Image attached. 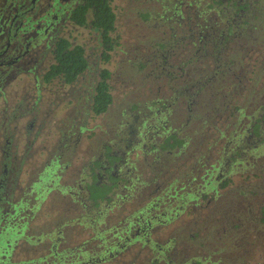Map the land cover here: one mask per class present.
Here are the masks:
<instances>
[{
	"label": "flooded vegetation",
	"instance_id": "obj_1",
	"mask_svg": "<svg viewBox=\"0 0 264 264\" xmlns=\"http://www.w3.org/2000/svg\"><path fill=\"white\" fill-rule=\"evenodd\" d=\"M81 1L0 0V102L6 97L11 82L15 78H19L21 82L25 77H32V83L34 78L36 86L49 93H60V90L55 91V89L61 86V89L67 90L69 95L75 96L74 101H77L75 86L83 78L88 67L81 78L72 84H66L60 77L46 79V75L54 62V47L57 42L66 40L71 46L80 45L75 42L70 31L77 28L92 29L88 26H78L71 17ZM171 2L173 6L168 5L166 7H169L168 11H165V8L160 11V20L167 14L170 21L165 22L164 26L173 22L175 26L171 25L169 28L172 37L174 29L184 30L190 34L188 38L179 37L182 41L188 39L195 48L188 63L191 66L199 64L205 70L199 78L184 87L186 92L180 95L186 99L187 124L192 126L199 123L201 130L205 131L199 132L196 138L195 133L181 136L172 128V122L169 120L161 125L158 133L146 135L152 140L144 138L143 134L141 138L139 131L131 128V130L118 131L116 140L103 143L93 154L76 185L69 182L67 184L65 179L71 161L66 155L67 149H70L69 143H73L74 147L77 144L71 136L74 132L72 126L77 127L79 132L83 130V124L77 123L80 109L73 123L77 122L68 128L71 131H62L54 138L58 142L62 140L60 145L57 147V142L53 155L43 162L39 174H33L25 186L21 185V181L27 175L20 167L17 156H13L10 152L11 146L7 140L9 138H4L0 142V212L2 213L0 264H138L144 255L147 257L144 264H178L175 253L178 250L175 247L178 231L171 237H162L163 233L171 226L176 227L173 224L177 219L182 220L183 217L192 215L190 211L192 203L199 206L202 212L209 205L216 204L218 200L210 193L213 188L220 191L221 189L211 187L208 183L196 187L199 183L193 181L177 188L173 185L177 182V175L181 173V176L185 175L187 179H191L197 167H194V164L198 161V157L203 158L209 154L217 158L216 167L219 171L222 170L220 174L227 171L226 164L229 166L238 162H241V165L246 162L251 163L257 149L255 141H258V137H262L264 130V101L258 103L257 97L253 99L250 95H245L246 92L255 91L257 55L251 51L241 58L239 53L228 55V49L235 39L253 48L251 36L257 39L260 36V29L264 28V0H204L207 9L212 10L213 14L210 15L208 11L202 20L196 13L190 16L188 10H184V1L171 0ZM231 3H235L236 7H232ZM162 4L167 5L160 0V5ZM241 30L245 32L247 30L249 34L245 35ZM99 44L101 45V39ZM83 50L87 58L88 54L84 47ZM112 53L113 51L108 63L100 58L103 69L109 70ZM100 70L96 76L97 81ZM97 81L93 87V95ZM33 84L34 88H37L35 83ZM93 95L89 112L96 118L101 115L96 116L91 111ZM243 98L247 99L245 105L240 107L239 103ZM13 102L19 104L17 96H14ZM247 105H250L249 108L246 107ZM152 110H148L145 117L150 115ZM236 112L240 114L235 115V118L245 127L239 132L236 130L232 133L231 130H227L230 121L228 118L233 117ZM154 113L156 114V111ZM82 115L84 118V114ZM20 116L22 115L16 113L12 119L15 121ZM5 117L7 116H3L0 109V118L5 121ZM16 122L15 130L20 120ZM30 124L31 121L28 123V128ZM258 124L260 127L257 132L255 126H259ZM144 126L147 128L149 125L144 124ZM211 128L216 130L213 132L215 136L209 135ZM227 132L230 137L229 142L233 146L228 161L225 160L228 146L226 143H221ZM25 133L23 140L21 131L18 132V140L14 144L17 152L19 141L25 147H29V139L32 137L28 129ZM172 135L183 140L180 148L150 149L151 144H158ZM199 137L201 145L194 143L192 151H188L184 161L186 167L177 165V152L186 145L190 146L194 138L196 140ZM40 141L44 142V140ZM106 149L116 154L109 164L105 158ZM149 155L154 156L155 162L160 159L159 164L143 165L142 159H146ZM94 158L105 162L107 167L110 166V174L116 173L117 178L120 179L118 186L112 187L110 191L111 198L105 199L100 206L91 203L90 191L87 188L90 178L89 169ZM14 160L17 173L13 179L8 169L11 168ZM107 167L104 166L102 171L95 172L101 181H104L105 177L100 175ZM140 169L148 170L147 180H143L146 174ZM166 174L172 179L169 182L163 178ZM249 175L253 178L260 177L256 172L255 175ZM105 184L109 186L113 183ZM18 186H22L21 190L14 193V189ZM178 190L185 191L184 199L182 197L178 200L177 197L173 199ZM67 195L68 198H65ZM46 200L51 213L48 212L46 218L48 223L39 226L37 220L41 216V207ZM186 203L188 207L181 214L180 211ZM80 207L84 208L80 215L66 217L77 212ZM60 209L63 213L59 212ZM64 209L67 215L64 214ZM260 213L261 216L264 215V207ZM114 218L117 219L116 224L112 222ZM190 239L193 237L191 236ZM21 245L24 252L18 254ZM193 257L192 259L190 257L191 262L197 260ZM182 263L190 264L188 259L179 264Z\"/></svg>",
	"mask_w": 264,
	"mask_h": 264
},
{
	"label": "rangeland",
	"instance_id": "obj_2",
	"mask_svg": "<svg viewBox=\"0 0 264 264\" xmlns=\"http://www.w3.org/2000/svg\"><path fill=\"white\" fill-rule=\"evenodd\" d=\"M163 1L167 5L162 4L161 6L160 0H116L114 2L115 36H117L118 46L114 48L109 65L113 103L105 114L94 118L89 112L93 87L97 81L96 76L102 68L100 38L93 29L77 28V30L70 31L75 42L86 49L89 62L87 72L75 86L77 101H74L75 96L69 95L67 90L61 89V86L56 88L57 90L55 89V91L60 90V93H49L44 89H39L33 78V83L37 87L34 88L32 77H25L21 82H19V78H15L11 82L6 97L0 102L2 115L7 116L5 121L0 118V130L2 129L0 142L4 138L11 139H7L11 146L10 152L13 156H17L20 167L27 175L21 181L22 186L26 185L33 174L38 175L43 162L53 155L58 142L54 138L62 131H71L68 128L77 122L73 123L79 109L77 123L83 124V130L79 132L77 127L72 126L74 132L71 136L77 144L74 147L73 143H69L70 149H67L66 156L71 160L65 175L67 184L68 182L78 184L81 174L93 154L100 149L103 143L116 140L118 131L134 129L139 131L141 138L143 134L144 138L149 139L146 135L158 133L161 125H164L167 120L172 122V128L181 136L195 133L196 138L199 132L205 131L201 130L199 123L192 126L187 124L186 99L180 96L186 92L184 87H187L192 80L199 78L205 70L199 64L191 66L188 63L195 48L188 39L182 41L179 37L188 38L190 34L184 30L174 29L172 37L169 28L171 25L175 26L173 22L171 25L164 26L165 22L169 23L170 21L167 14L163 15L160 20V11L164 8L165 11H168V8L173 6L171 0ZM182 1H184V10L187 9L190 16L196 13L202 20L208 11L211 13L210 15L213 14L212 10L207 9L204 0H192L193 3L191 0ZM168 5L169 7L166 8ZM241 33L247 35L249 31L241 30ZM251 37L254 44L252 49L249 45L245 46L240 40L235 39L230 43L228 55L239 53L242 58L251 51L257 55V77L253 75L256 78L255 91L246 92L245 95H250L253 99L257 97V102L260 103L264 101V28L260 29V36L257 39L255 36ZM14 96H17L19 104H14ZM246 99L241 100L240 107L245 105ZM249 106L246 107L249 108ZM151 109H153L152 113L145 117V113ZM16 113L22 115L18 117L20 124L17 130L15 127L18 119L15 121L12 119ZM82 114H84V118ZM238 114L240 112H236L233 117L228 118L230 121L227 130H231L232 133H235L236 130L239 132L245 127L235 118V115ZM10 121H12L11 124H8ZM29 121L31 124L28 128ZM144 124L149 126L146 128ZM27 129L32 137L29 139V147H25L19 141V151L17 152L14 144L18 140V132L21 131L24 140ZM214 131L216 130L211 128L209 135L215 136ZM261 136L258 137V141H255L257 149L251 163L246 162L241 165V162H238L228 166L227 170L233 179L229 188L225 191L211 190L210 195L218 200L216 204L209 205L202 212L199 206L192 203V208L190 207L192 215L187 218L183 217L182 220L177 219L173 224L176 227L171 226L167 232L163 233L162 237H171L178 231V240L175 245L178 248L175 252L178 264L186 259L190 263L193 256L197 260H193L190 264H264V215L261 216L260 213L264 207V130ZM229 139L227 132L221 142L228 146L225 153L226 161L230 159L229 156L233 149ZM40 140H44V142ZM194 140L190 146L186 145L177 152V165L186 160L187 153L192 151L194 143L201 145L200 137ZM60 141L57 147L60 145ZM210 155H207L205 159ZM146 161L147 165L156 166L160 159L155 162L154 156L149 155L146 156ZM15 162L14 160L11 168L8 169L13 179L17 173ZM248 168L250 171L246 170ZM140 171L142 170L140 169ZM147 172L148 170L142 171L143 174H146V178L143 176V180L148 179ZM246 172H256L260 177H250V175H246ZM167 175L163 178L169 182L172 179ZM180 178L185 177L180 175ZM173 185L179 188L181 184L177 180ZM22 186L14 189V193L19 192ZM183 192L184 190H178L173 199L183 198ZM65 198H68V195ZM55 206L57 208V205ZM187 207L188 203L184 204L183 210ZM41 208V216L37 220L39 226L44 225L45 222L48 223L46 218L51 213L47 200ZM81 208L69 215L64 209V214L67 215L66 217L80 215L81 211H84V208ZM183 210L180 212L181 214ZM0 215H2L1 212ZM112 222L116 224L117 219L114 218ZM191 236L193 239H190ZM23 252L24 249L21 245L18 254ZM26 254L29 255V253ZM146 261L147 257L144 255L138 264H144Z\"/></svg>",
	"mask_w": 264,
	"mask_h": 264
},
{
	"label": "trees",
	"instance_id": "obj_3",
	"mask_svg": "<svg viewBox=\"0 0 264 264\" xmlns=\"http://www.w3.org/2000/svg\"><path fill=\"white\" fill-rule=\"evenodd\" d=\"M113 2L114 0H82L77 5V8L72 12L71 16L78 26H88L98 31L101 39L102 50L100 52V56L105 63L110 62V54L114 51V48L118 46L117 36H115L116 13L113 7ZM231 6L236 7L235 3H231ZM87 67L88 61L84 54L83 47L80 45L71 46L68 41L60 40L54 47V62L46 75V79L60 77L66 84H72L81 78L82 74L87 70ZM110 75L111 72L107 68H102L99 72L98 81L96 83L95 92L91 102V111L96 116L105 113L113 103ZM258 125L259 126H255V131H257L258 127H260V124ZM182 143L183 140H180L175 135H172L158 144H151L150 149L172 150L180 148ZM115 155L116 154L112 153L110 150H105V158H107L108 164L114 160ZM212 158V156L207 159H205V157H198V161L194 164V167H197L195 168L191 179H187L186 176H182L185 178H180L181 173L180 175H177L176 179L181 184L180 186L184 187L183 185L187 182L193 181L195 183H199L196 187H199L204 183H208L211 187L216 186L221 189V191H225L233 182V179L228 170L220 174L216 167L217 158L214 157V160H212ZM142 160L143 165L148 164L146 159ZM181 165V167H186L185 162L181 163ZM104 166L107 167L105 162L95 158L90 165V178L87 182V188L90 191L89 198L92 199L93 202L91 201V203L94 206H100L105 199L111 198V195L109 194L112 187H117L120 181V179L117 178L116 173L110 174V166L105 168L103 173L100 175L105 177L104 181L98 179L95 172L98 173L102 171V167ZM226 166L228 167L227 164ZM234 170L235 169H233V171ZM240 170L243 171L244 169ZM246 170L250 171L249 168ZM105 173L107 175H105ZM249 174L255 175L254 172H246V175ZM222 175L224 176L220 178ZM105 183L113 184L108 186ZM183 193V195H185V191Z\"/></svg>",
	"mask_w": 264,
	"mask_h": 264
}]
</instances>
